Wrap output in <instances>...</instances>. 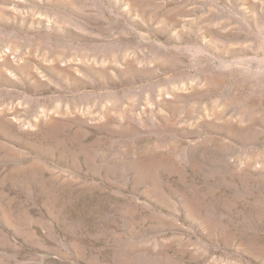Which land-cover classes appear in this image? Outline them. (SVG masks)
<instances>
[{"label":"rangeland","instance_id":"1","mask_svg":"<svg viewBox=\"0 0 264 264\" xmlns=\"http://www.w3.org/2000/svg\"><path fill=\"white\" fill-rule=\"evenodd\" d=\"M0 264H264V0H0Z\"/></svg>","mask_w":264,"mask_h":264}]
</instances>
